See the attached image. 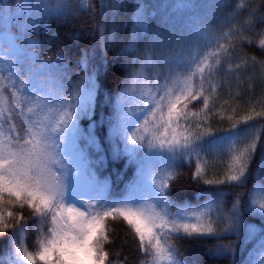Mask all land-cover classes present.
Instances as JSON below:
<instances>
[{
	"label": "snow or ice",
	"instance_id": "6c2138e0",
	"mask_svg": "<svg viewBox=\"0 0 264 264\" xmlns=\"http://www.w3.org/2000/svg\"><path fill=\"white\" fill-rule=\"evenodd\" d=\"M75 2L79 4V11L92 16L97 37L92 48L81 51L77 61L79 72L71 69L63 49L57 50L54 60H40L37 49L41 47V41L30 31L36 30L37 25L46 26L50 18L65 21L77 15V9L68 0H56L55 3L0 0V15L13 19L15 25H19L15 35L9 34L5 41L0 42V60L9 65L6 74L0 72V99H3L5 88L12 92L16 98L15 108L21 110L19 115L24 124L23 135L20 132L11 135L15 130L12 110L6 112L0 106V236L12 230L9 238L14 256L12 264H38V261L39 264H105L109 253L104 245L111 243L106 225L109 220L118 219L126 222L137 238L140 251L145 256L143 264H189L183 258L180 241L226 232L239 235L242 193L235 192V189L243 188L253 176L264 181V153L259 156L255 172L250 169L258 137L238 150L236 143L242 133L231 130L228 133L231 163L225 178L213 180L203 177L204 167L200 161L203 159L205 165L208 161L201 153L205 146H215L223 137L202 129L198 122L199 114L188 111V105L203 97L201 111L206 118L208 97L204 96V85L219 69L221 54L234 47L219 43L220 39L229 37V33L207 39L210 30H202L204 41L200 36L192 39L173 37L162 29L152 28L146 11L149 5L144 0H136L135 35L122 48L121 54L127 56L138 52L137 41L150 39L144 52L131 61L133 66L139 64V68H130L122 81L118 96V123L114 132L125 141L126 154L142 148L163 150L174 162L173 170L157 181L150 198L128 196L112 199L105 194V181L103 190L81 199L83 193L74 179L81 174V166H74L71 162L67 143L79 135L84 146L81 153L85 149L89 152L97 149V159L103 162L95 133L85 129L86 134L81 135L79 121L92 115L93 101L99 88L98 76L104 67L102 63L92 65L89 54L96 49L103 54L114 43V37L106 36L111 23L108 17L114 18L123 5L120 0H98L100 10L97 13L92 0ZM261 22H264V17H261ZM261 37L259 46L264 49V33ZM209 45H215L216 51H206ZM20 53H23L24 63H21ZM213 58L215 63L211 62ZM53 67L60 68L59 76L51 77L49 70ZM33 77L42 86L40 95L29 90ZM50 80L55 85L52 90H48ZM31 87L35 88L34 85ZM133 99L138 102L137 112L142 113L135 124L129 123L133 113L129 102ZM211 150L219 151V148ZM113 154L114 158L121 155L118 145L113 148ZM185 158L196 160L194 178L208 185L227 187L209 192L208 200L202 206L182 203L175 205L176 211H171L173 202L168 180L179 175L176 171L179 165L175 162ZM227 195H233V201L231 208L225 211ZM5 204L30 210L37 231L35 252L29 251L24 243L29 225L23 212L16 215L4 208ZM246 210L264 219V183L254 184ZM12 220L15 223H10ZM218 222L226 225L219 232ZM234 251L232 244L221 245L216 254ZM114 255L119 256L118 253ZM260 264H264V254Z\"/></svg>",
	"mask_w": 264,
	"mask_h": 264
},
{
	"label": "trees",
	"instance_id": "16d2710c",
	"mask_svg": "<svg viewBox=\"0 0 264 264\" xmlns=\"http://www.w3.org/2000/svg\"><path fill=\"white\" fill-rule=\"evenodd\" d=\"M16 2L20 3L21 0H16ZM24 2H29V0H24ZM31 2H35V0H31ZM46 2L55 3L56 0H46ZM68 2L77 9V15L71 16L65 21L50 18L46 26L37 25L36 30L30 31L34 38L41 41V47L37 49L40 60H54L57 50L63 49L71 69L79 72L77 61L80 59L81 51L92 48L97 37L94 35L92 16L88 12L79 11V4L75 0H68ZM92 6L99 13L98 0H92ZM216 12L218 18L224 20L227 27L229 26L227 29L229 37L223 38L219 43L224 44L225 47L234 45V47L228 48V52L224 54L241 58L247 62L248 77L242 78L241 76L239 84L235 87L236 90L231 94L227 90L228 87H224V84L220 83V86L214 87L213 90L211 81H206L204 85V96L208 97L206 118L204 112L201 111L203 109V97L189 103L188 111L198 113V121L217 137L228 136L230 130L237 132L251 125L259 126L260 134L256 155L250 165V169L255 172L259 156L264 153V114L239 126L235 123L232 112L237 111L245 115L252 107L264 109V77L259 75L256 80L252 75L253 73L257 74L253 70L255 69L253 66L264 70V49L259 46V41L262 38L261 33H264V22H261V17H264V0H219L218 5H216ZM108 19L111 23L106 36H109L112 29V17L109 16ZM14 25L13 19L0 15V32L16 34L19 31V25ZM124 46L123 43L114 41L103 54L99 49L89 54L92 65L99 66L102 63L104 67L98 76L99 92L94 117L92 120H88L89 122L84 121V123L95 125L97 135L100 137L105 150H109L107 148L109 133L113 126L118 123L117 107L120 103L118 96L122 81L128 75L130 68L139 67V64L134 66L131 64L132 59L136 57L134 52L127 56L121 54ZM21 63H24L23 57H21ZM25 72H27V66H25ZM49 72L51 77L59 76L60 68L53 67ZM31 85L35 86L34 89H41L42 87L36 77L32 78L29 90L33 89ZM54 87L55 85L50 80L48 90H52ZM6 91L11 102L16 103V98L12 92L9 89ZM18 117L22 120L20 115ZM4 128L7 130V122H5ZM21 129L23 135V123H21ZM11 135L14 134L11 133ZM205 139L207 140L209 137ZM103 153H105V160L96 169L102 178L110 180L111 188L107 195L112 199H122L128 196L150 198L153 191L138 190L142 176L149 166L156 164L165 171L166 176L173 170L174 162L163 150H160L157 158L144 150L136 151L130 155L122 152L119 158H114V154H109L107 151ZM201 155L208 161V165L204 164L203 159L200 161L201 166L204 167V179H224L223 168L211 163L209 146H205ZM175 163L179 165L176 168L179 175L168 180V189L171 192L170 200L173 202L171 211H176L175 205L182 203L191 204L193 207L202 206L208 200L209 192L216 188L227 187L226 185H208L203 180L194 178L197 166L194 158L191 161L185 158L183 161H176ZM81 181L77 184L79 190L83 188ZM259 183H264V181L253 176L243 188L235 189V192L242 193L239 235L235 232H226L218 236H205L199 239L180 241L179 246L183 258L189 264H260L261 256L264 254V219L246 210L253 186ZM94 191L95 189H89L90 193ZM225 201L224 208L227 211L231 208L233 195H227ZM3 207L13 211L16 215L23 212L29 225L24 234V243L29 251L35 252L37 231L33 226L35 218L30 215V210L27 207L24 209H20L18 206L13 208L7 204ZM10 223H15V221L12 220ZM106 227L109 229L111 243L104 245L105 251L109 253L108 261L105 264H109V262L112 264H143L145 256L141 253L137 238L130 226L122 219H118L116 221L109 220ZM11 231L9 229L8 233L0 236V264H12L14 260L9 239ZM45 231H47V227H45ZM228 244H232L235 248L233 253L216 254L221 245ZM115 253L119 254L118 258L114 255Z\"/></svg>",
	"mask_w": 264,
	"mask_h": 264
},
{
	"label": "rangeland",
	"instance_id": "374dc122",
	"mask_svg": "<svg viewBox=\"0 0 264 264\" xmlns=\"http://www.w3.org/2000/svg\"><path fill=\"white\" fill-rule=\"evenodd\" d=\"M218 1L219 0H144V2L149 5L146 11L148 13V24L152 28L162 29L173 37H183L185 39H192L197 36H200L202 41L205 40V37L201 35L202 30H210V35L207 37V39H211L213 35L216 37H220L222 33H228L227 29L229 26L227 27L225 21L220 20L218 18L216 12V5H218ZM135 2L136 0H120V3L123 6L119 8L118 14L114 18L112 17V29L109 33V36L114 37V41L121 42L124 45H127L128 42L135 35ZM219 13H221L220 10ZM9 34L12 33H0V42L5 41L9 37ZM149 39L150 37L142 38L137 41V48L139 49V51L134 52L136 56L141 55L144 52L145 45L149 42ZM17 43L20 44V41H17ZM205 50L216 51V46L209 45V47ZM156 51L159 50L157 49ZM20 57H23V53H20ZM211 62L215 63V58H213ZM8 68L9 65L6 62L0 60V72L6 74ZM253 68H255L253 70L257 72V74H252L256 80L259 75L264 77V70L262 68L257 69L256 66H253ZM247 70L248 64L243 59L231 57L223 53L221 54V64L219 66V69L214 72L210 81L214 87L220 86V83L224 84V87H228L227 90L229 91V94H231L234 90H236L235 87L239 84L240 77H248L249 71ZM6 89L7 88L4 89L3 99H0V106H3L6 112L8 110H12V123L15 125V130L13 134H15V132L21 133V123H23V120H20L18 117L21 110L15 108V103L11 102ZM30 91H34L35 95H40V89H30ZM98 92L99 88L93 101L92 115L90 117L82 118L79 121V129L81 135L86 134L85 129H88L89 131L95 133L97 137V142L99 144V153L103 157L104 161V151H107L109 154H113V148L118 145L120 153H122L125 152L126 145L125 141L115 134L113 126L108 138L109 143L107 148L109 150H105L101 143L100 137L97 135L95 125L93 123L88 125L87 123H84V121H90L94 117ZM137 103L138 102L135 99L129 102V106L133 109V113L131 114V119L129 121V123L131 124H135L136 121L139 120L140 116L142 115V113L137 112ZM261 114H264V109L262 110L256 107H252V109H250L245 115L237 111L232 112L234 121L239 126L251 122ZM248 117H251V119H247ZM192 119L193 121H196V118ZM181 123L184 122L181 121ZM201 127L202 129L207 130V128L202 124ZM193 130L195 131L194 127ZM237 132L242 133V135L236 143V148L238 150H242L247 144L251 143L254 138H259L260 128L257 125H251ZM256 143H258V140L256 141ZM229 146L230 141L228 140V136H224L223 139L219 140L215 146H209V155L211 163L221 166L223 168L225 176L228 172V166L231 163V156L228 151ZM82 147L84 146L81 143V138L79 135L75 139L69 140L67 143V153L71 158V162L74 166L76 164H80L81 166V174L74 178L76 184H78L82 180L81 182L83 184V188L80 189V191L83 193V195L81 196V199L96 195L97 190H103L102 186L104 185L105 181L107 182V189L105 191V194L107 195L110 190L111 182L109 179L102 178L100 174H98L96 167L100 165L101 162L97 159V149H92L91 152L85 149L83 153H81L80 149ZM213 147L219 148V151L211 150ZM140 150L146 151L148 154L154 156L155 158H157L160 154V150L149 151L146 148H142L138 151ZM163 177H166L165 171L162 168H159L156 164H152L142 176L141 184L138 187V190L144 189V192H154L156 190L157 181ZM92 188H94L95 191L93 193H90L89 189ZM212 219L215 220V216H213ZM216 227L217 231L219 232L223 227H226V225L220 224L218 222Z\"/></svg>",
	"mask_w": 264,
	"mask_h": 264
}]
</instances>
